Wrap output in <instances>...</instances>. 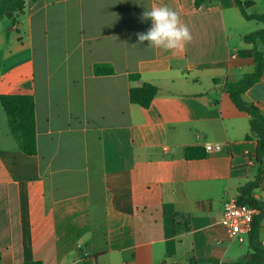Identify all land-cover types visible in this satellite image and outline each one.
<instances>
[{
  "label": "crops",
  "instance_id": "crops-1",
  "mask_svg": "<svg viewBox=\"0 0 264 264\" xmlns=\"http://www.w3.org/2000/svg\"><path fill=\"white\" fill-rule=\"evenodd\" d=\"M195 1L34 0L17 23L0 20V96H33L37 132V154L26 155L0 101V264L247 258L250 249L233 250L223 203H264V171L244 193L259 175L257 140L224 84L253 72L244 36L264 26L235 0ZM242 1L258 12V0ZM157 5L189 27L184 52L139 43L151 27L143 13ZM96 64L115 72L97 75ZM145 83L159 89L148 109L130 100ZM243 98L264 114V73ZM218 143L206 158L185 157ZM259 236L264 245L263 222Z\"/></svg>",
  "mask_w": 264,
  "mask_h": 264
},
{
  "label": "trees",
  "instance_id": "trees-1",
  "mask_svg": "<svg viewBox=\"0 0 264 264\" xmlns=\"http://www.w3.org/2000/svg\"><path fill=\"white\" fill-rule=\"evenodd\" d=\"M34 0H0V20H9L13 24L25 13L28 3ZM206 0H196V7L201 6ZM237 7L246 20H254L264 24V13H248V10L254 6L251 1L235 0ZM244 41L253 46L254 70L247 74L236 83L227 82L224 89L229 93L234 105L249 116L251 134L249 139L256 138L257 149L255 153L256 163L258 164L257 180L250 183L244 189V193L251 192L258 187L261 182V176L264 171V114L255 105L244 100V93L259 82L264 73V28L251 32L244 36ZM95 74L110 75L114 74V68L110 64H96L94 66ZM131 79L139 76L131 75ZM158 87L151 83H145L140 87L130 89V100L148 109L158 94ZM1 104L7 115L10 133L15 140L19 150L26 155L33 156L37 154V132L35 118V101L30 95H1ZM207 153L202 147L192 146L185 149V157L188 160H197L206 158ZM243 203L258 205L260 202L252 198L241 197ZM263 218L255 220L253 230L248 237L249 255L243 261L233 264H264V245L260 240L259 230ZM22 264H44L42 261H29Z\"/></svg>",
  "mask_w": 264,
  "mask_h": 264
},
{
  "label": "clouds",
  "instance_id": "clouds-1",
  "mask_svg": "<svg viewBox=\"0 0 264 264\" xmlns=\"http://www.w3.org/2000/svg\"><path fill=\"white\" fill-rule=\"evenodd\" d=\"M143 19H150L151 27L137 34L140 44L147 41V47L182 53L192 40L191 31L179 12L167 5L151 7L143 13Z\"/></svg>",
  "mask_w": 264,
  "mask_h": 264
},
{
  "label": "built area",
  "instance_id": "built-area-1",
  "mask_svg": "<svg viewBox=\"0 0 264 264\" xmlns=\"http://www.w3.org/2000/svg\"><path fill=\"white\" fill-rule=\"evenodd\" d=\"M221 144H208L207 153L220 151ZM262 217L264 223V203L251 205L237 198L230 197L223 203V225L228 230L230 238L240 243L246 242L253 230L255 220Z\"/></svg>",
  "mask_w": 264,
  "mask_h": 264
},
{
  "label": "rangeland",
  "instance_id": "rangeland-1",
  "mask_svg": "<svg viewBox=\"0 0 264 264\" xmlns=\"http://www.w3.org/2000/svg\"><path fill=\"white\" fill-rule=\"evenodd\" d=\"M256 10H258L257 13H264V1L262 0H258V6L256 8ZM249 11V10H248ZM1 21H5V22H9V20H1ZM253 24H258L260 28H262L264 25L263 23L261 22H252ZM233 250L237 251L238 250V254H241V253H245L246 251L249 250V246H248V242H243V243H240L238 241H234L233 242ZM233 254L230 253V257H233L232 256Z\"/></svg>",
  "mask_w": 264,
  "mask_h": 264
}]
</instances>
